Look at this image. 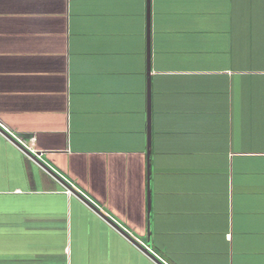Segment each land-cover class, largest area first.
Segmentation results:
<instances>
[{
	"label": "crops",
	"instance_id": "1",
	"mask_svg": "<svg viewBox=\"0 0 264 264\" xmlns=\"http://www.w3.org/2000/svg\"><path fill=\"white\" fill-rule=\"evenodd\" d=\"M0 129V264H264V0H0Z\"/></svg>",
	"mask_w": 264,
	"mask_h": 264
},
{
	"label": "rangeland",
	"instance_id": "2",
	"mask_svg": "<svg viewBox=\"0 0 264 264\" xmlns=\"http://www.w3.org/2000/svg\"><path fill=\"white\" fill-rule=\"evenodd\" d=\"M105 217H107L108 219H110L111 217H108V216H106L105 214H103ZM125 228V227H124ZM124 233H126L129 237H131L128 233H130L132 236H133V234L131 233V232H129L128 230H126V228H125V230H122ZM134 233V232H133ZM112 233H110V232H108V235H111ZM113 237L116 239V241L119 239V237L117 236V235H113ZM134 238H135V236H133ZM108 238V237H107ZM109 238H110V236H109ZM120 240V239H119ZM137 244H138V242H137V240H134ZM140 241V240H139ZM119 242V241H118ZM141 242V241H140ZM120 244H123L122 242L120 243ZM143 245H145V243H143ZM70 246V247H69ZM90 245H88L87 243H83V244H80V246H79V248H78V254H80L81 256H89V254L92 252V251H90L89 252V249L90 250H92L91 249V247H89ZM140 246L142 247V248H144L142 245H141V243H140ZM100 247H102V253H104L105 252V244L104 243H101V246ZM122 247H123V245H122ZM69 248H70V253L71 254H74L75 252H76V247L74 246V245H68V247H67V251L69 250ZM94 249H95V247H93ZM134 253V252H133ZM121 254H123L122 252H121ZM125 254V253H124ZM116 255V254H115ZM113 257H115V256H113ZM113 264H120L119 262H113Z\"/></svg>",
	"mask_w": 264,
	"mask_h": 264
},
{
	"label": "built area",
	"instance_id": "3",
	"mask_svg": "<svg viewBox=\"0 0 264 264\" xmlns=\"http://www.w3.org/2000/svg\"><path fill=\"white\" fill-rule=\"evenodd\" d=\"M11 135V134H10ZM12 136V138H14L15 140H17L18 141V143L20 144V145H22L23 147H25L29 152H32L33 154H35V151L34 150H31V147L30 146H27V144H25L24 142H22V141H20L19 139H17L14 135H11ZM31 142H33V140L31 141ZM30 142V143H31ZM25 153V152H24ZM26 154V153H25ZM55 172V171H54ZM66 184L67 185H65L64 186V193L67 195V196H72V195H74L75 193H74V191H73V189H74V186H72V184L71 183H68V182H66ZM87 199V198H86ZM131 237L130 238H132L133 240H137L136 238H134L130 233H128ZM137 242H138V244L140 245V243H141V245L144 247V248H146L147 249V251H150L149 249H148V247L147 246H145V245H143V243L142 242H140L139 240H137Z\"/></svg>",
	"mask_w": 264,
	"mask_h": 264
},
{
	"label": "water",
	"instance_id": "4",
	"mask_svg": "<svg viewBox=\"0 0 264 264\" xmlns=\"http://www.w3.org/2000/svg\"><path fill=\"white\" fill-rule=\"evenodd\" d=\"M9 139H11L12 141H14L8 134H6L2 129H0ZM14 143H16L19 147H21L17 142H15L14 141ZM22 148V147H21ZM30 155V154H29ZM36 162H38V163H40L37 159H36V157L35 156H33V155H30ZM41 164V163H40ZM65 185H67V184H65ZM74 191V190H73ZM74 193H76V192H74ZM87 205H89L92 209H94L97 213H99L100 214V212L94 207V206H92V205H90L89 204V202L87 201V200H85L82 196H80L79 194H77ZM100 215H102V214H100ZM109 223H111L112 224V222L110 221V220H108L105 216H103ZM113 225V224H112ZM114 226V225H113ZM122 235H124V236H126V238H128L130 241H131V239H130V237H128V235L127 234H125V233H123L121 230H119V228H118V226H114ZM132 242V241H131ZM135 243V242H134ZM138 246V245H137ZM140 249H142L143 251H145L146 253H147V249L146 248H142L141 246L139 247Z\"/></svg>",
	"mask_w": 264,
	"mask_h": 264
}]
</instances>
